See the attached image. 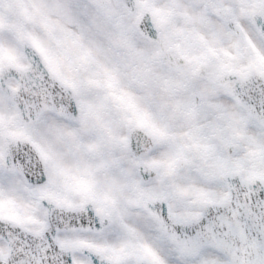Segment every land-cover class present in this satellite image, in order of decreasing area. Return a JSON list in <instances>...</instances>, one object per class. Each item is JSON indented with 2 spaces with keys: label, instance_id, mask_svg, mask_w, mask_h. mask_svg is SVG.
Masks as SVG:
<instances>
[{
  "label": "snow or ice",
  "instance_id": "1",
  "mask_svg": "<svg viewBox=\"0 0 264 264\" xmlns=\"http://www.w3.org/2000/svg\"><path fill=\"white\" fill-rule=\"evenodd\" d=\"M0 264H264V0H0Z\"/></svg>",
  "mask_w": 264,
  "mask_h": 264
}]
</instances>
